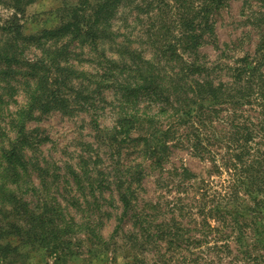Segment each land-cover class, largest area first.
Listing matches in <instances>:
<instances>
[{
	"label": "trees",
	"instance_id": "obj_1",
	"mask_svg": "<svg viewBox=\"0 0 264 264\" xmlns=\"http://www.w3.org/2000/svg\"><path fill=\"white\" fill-rule=\"evenodd\" d=\"M7 1L16 13H23L33 2ZM229 1L78 0L62 15L58 26L43 31L37 42L55 38L52 46L68 34L81 46L97 51L102 41L113 38L112 20L119 8L130 6L136 16L149 19L151 24L144 31L149 56L145 51L141 55V51L122 50L127 53L129 63L122 67L128 74L117 85L127 106L121 108L107 135L121 138L119 142L125 148L130 146L135 151L133 164L117 168L112 175L111 184L122 208L118 220L130 214L132 225L139 231L135 240H150L155 249L161 242L172 250L194 244L200 241L191 235L197 231L203 242H213L212 250L232 256L228 264H264V72L260 69L264 66V0H257L261 2L256 16L263 38L254 57L237 59L232 67L213 68L207 66L206 56L200 52L205 44L215 43L213 17ZM1 3L5 4L4 0ZM16 19L13 16L0 26L4 39L0 44L1 62H19L16 42L20 39L23 45L34 39L22 38ZM53 54H58L57 48L31 64L45 67L48 75L34 82L27 93L26 108L12 125L19 134L34 112L68 111L70 102L82 105L84 98L79 92L70 102L61 94L68 76L51 79L53 70H64L60 67L70 69L72 75L77 73L72 65L61 66ZM222 70L225 75H220ZM131 131L136 133L133 139ZM2 133L0 129V137L6 138ZM174 150L188 151L208 163L207 179L197 181L185 167L165 169ZM18 153L12 144L10 152L1 154L4 162L0 165L6 167L2 179L10 174L17 177L14 163L22 165ZM147 168L159 173L156 188L162 194L155 202L142 201L138 207ZM215 177L217 181H213ZM0 196L1 202L8 201L18 212L22 223L10 224L9 230L0 229V260L23 256L9 240L16 234L22 245H41L50 254L69 245L64 237H69L66 234L71 227L60 222L56 208L30 209L4 183L0 184ZM112 239L113 234L108 241ZM230 241L236 255L230 250Z\"/></svg>",
	"mask_w": 264,
	"mask_h": 264
},
{
	"label": "rangeland",
	"instance_id": "obj_2",
	"mask_svg": "<svg viewBox=\"0 0 264 264\" xmlns=\"http://www.w3.org/2000/svg\"><path fill=\"white\" fill-rule=\"evenodd\" d=\"M77 1L33 0L23 13L14 12L8 5L10 1L4 0L5 4L0 5V26L15 16L22 38H34L23 45L20 39L16 42L18 53L15 56L19 62L0 61V129L6 135V138L0 137V164L4 162L1 154L10 152L12 144L19 149L22 164L15 162L13 168L17 177L10 174L6 180L1 177L6 167L0 165V184L4 183L12 195L25 201L30 209L56 208L60 222L71 227L66 234L69 237H64L69 245L59 247L55 254L41 245H22L18 234L11 236L12 246L18 247L23 256L0 260V264H228L232 256L212 250L213 242H203L197 231L191 234L200 240L194 244L178 245L172 250L161 242V247L155 249L150 240H146L147 243L135 240L134 235L139 231L132 225L130 214L118 220L122 208L111 184L112 175L117 168L133 164L135 151L130 146L125 148L124 143L119 142L121 138L111 139L107 135L115 126L121 108L127 106L117 85L128 74L122 67L129 63L127 53L122 50L141 51V55L145 51L144 55L149 56L144 31L151 21L136 16L130 6L119 8L112 20L113 38L102 41L97 51L81 46L68 34L52 46L55 38L37 42L43 31L58 26L62 15ZM159 1L165 3V0ZM260 3L230 0L214 15L215 43L205 44L200 49L208 67H232L237 59L255 56L263 38L256 16ZM2 42L4 39L0 36V44ZM53 48H57L58 56L53 54L52 57L61 62V66H74L77 73L72 75L70 69L60 67L64 70L57 73L53 70L51 79L68 76V82L60 88L61 94L70 102L79 92L84 98L82 105L70 102L68 111L34 112L19 134L12 125L26 108L27 93L34 82L48 75L45 67L31 64L43 59ZM260 69L264 72V66ZM225 73L222 70L220 75ZM130 137L135 138L136 133L131 131ZM181 167L191 171L197 181L207 179L210 170L208 163L194 158L188 151L174 150L164 168ZM158 178V172L146 169L138 207L142 201L155 202L160 198L162 191L156 188ZM217 180L215 177L213 181ZM2 201L0 229L9 230L10 224L21 225L18 212L8 201ZM193 216L198 220L197 215ZM112 234L113 239L108 241ZM95 235L101 236L100 240L107 244L102 245ZM229 245L236 255L233 242Z\"/></svg>",
	"mask_w": 264,
	"mask_h": 264
}]
</instances>
